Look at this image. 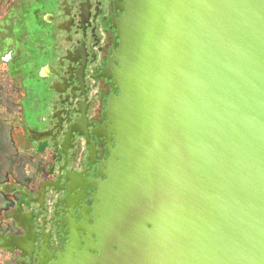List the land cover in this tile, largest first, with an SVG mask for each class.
Returning a JSON list of instances; mask_svg holds the SVG:
<instances>
[{"label":"water","instance_id":"1","mask_svg":"<svg viewBox=\"0 0 264 264\" xmlns=\"http://www.w3.org/2000/svg\"><path fill=\"white\" fill-rule=\"evenodd\" d=\"M93 225L56 264H264V0H117Z\"/></svg>","mask_w":264,"mask_h":264},{"label":"flooded vegetation","instance_id":"2","mask_svg":"<svg viewBox=\"0 0 264 264\" xmlns=\"http://www.w3.org/2000/svg\"><path fill=\"white\" fill-rule=\"evenodd\" d=\"M25 6L21 31L30 53L21 72L40 86L19 80L18 123L33 135L30 145L19 144L26 161L15 195L19 218L3 221L8 244L0 264H56L73 245H85L98 193L92 184L106 179L113 141L105 113L118 94L108 69L119 45L120 8L117 0H27ZM12 66L8 75L16 82Z\"/></svg>","mask_w":264,"mask_h":264},{"label":"rangeland","instance_id":"3","mask_svg":"<svg viewBox=\"0 0 264 264\" xmlns=\"http://www.w3.org/2000/svg\"><path fill=\"white\" fill-rule=\"evenodd\" d=\"M10 1L12 0H0V158L2 157L1 154L6 149V136H4V132H6L8 126H10L8 123L11 120L10 115L15 112L14 109L24 94L22 88L20 91L19 86L21 81L19 80L25 78V85L33 83L34 88L36 89L40 86L39 83L35 81L34 76L30 75V78H28L24 72H21L25 68L24 62L26 56L30 53V45L27 44V40L21 31L23 26L21 25L22 21L23 19H26L25 9L27 6H25V2L27 0H16V2L12 4ZM11 6L15 8L10 11ZM12 57L13 62L17 61V66H12ZM11 66L13 67L14 76H17L16 82L11 75H8ZM20 72L23 73L22 77L19 76L21 74ZM18 73L20 74L17 75ZM16 89L19 90V94ZM21 92L23 93L22 95L20 94ZM14 145L15 144H13V146ZM23 157L24 155L20 154L19 158L22 159ZM5 256L6 254L0 252V262Z\"/></svg>","mask_w":264,"mask_h":264},{"label":"crops","instance_id":"4","mask_svg":"<svg viewBox=\"0 0 264 264\" xmlns=\"http://www.w3.org/2000/svg\"><path fill=\"white\" fill-rule=\"evenodd\" d=\"M14 110L15 112L10 115L11 121L8 122L10 126L4 132V136H6V149L0 158V161L2 160L0 163V249H3L8 244V240H6L7 236H4L6 230L2 229L5 224L3 221L12 222L13 217L19 218L17 216L19 211L17 212L16 207L20 204L19 201L17 202L18 196L15 197V195L18 191L20 192L22 184L18 180L22 178L26 162L25 156L22 159L19 158L20 154H22L20 146L30 145L28 139L33 135L28 126L25 125V129L21 128L18 123L21 120L20 110L17 111L18 108ZM26 132H28V135H26ZM12 143L15 145L13 146ZM19 144L21 145L19 146Z\"/></svg>","mask_w":264,"mask_h":264},{"label":"trees","instance_id":"5","mask_svg":"<svg viewBox=\"0 0 264 264\" xmlns=\"http://www.w3.org/2000/svg\"><path fill=\"white\" fill-rule=\"evenodd\" d=\"M12 64L17 66V61L12 62ZM19 64V63H18Z\"/></svg>","mask_w":264,"mask_h":264}]
</instances>
